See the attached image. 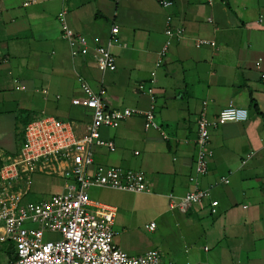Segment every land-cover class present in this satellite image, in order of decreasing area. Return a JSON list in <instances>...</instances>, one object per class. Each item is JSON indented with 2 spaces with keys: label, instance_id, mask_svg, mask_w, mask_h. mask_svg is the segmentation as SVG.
Segmentation results:
<instances>
[{
  "label": "crops",
  "instance_id": "obj_1",
  "mask_svg": "<svg viewBox=\"0 0 264 264\" xmlns=\"http://www.w3.org/2000/svg\"><path fill=\"white\" fill-rule=\"evenodd\" d=\"M26 1L0 0V121L7 112L13 117L10 135L0 133L9 148L0 154H17L26 122L42 114L75 121L83 132L91 110L73 104L84 96L79 77L107 90L109 108L145 109L149 97L137 86L156 70V116L171 140L146 130L136 115L117 128H102L116 151L95 148L97 165L143 170L151 188L132 193L97 187V200L117 208L115 243L131 255L156 249L175 264H264V0H171L169 8L160 0ZM69 3L70 25L92 46L106 45L112 27H119L111 46L116 71L102 72L91 55H71L58 20ZM168 15L174 28L184 26V36L172 40L157 68ZM199 39L216 45L197 47ZM15 78L26 89H16ZM229 104L246 108L248 119L211 129L209 171L197 175L201 113L206 109L213 119ZM222 176L230 183H217ZM194 178L200 188H211V199L186 212L170 208L169 194L184 195L195 187ZM212 199L219 201L216 214ZM153 221L150 231L146 225Z\"/></svg>",
  "mask_w": 264,
  "mask_h": 264
},
{
  "label": "built area",
  "instance_id": "obj_2",
  "mask_svg": "<svg viewBox=\"0 0 264 264\" xmlns=\"http://www.w3.org/2000/svg\"><path fill=\"white\" fill-rule=\"evenodd\" d=\"M37 0H28L25 6ZM69 2L70 0H64ZM165 8L173 6L171 0H160ZM70 3L58 14L62 37L67 41L73 57L91 55L102 72L116 71L117 63L111 46L118 41L119 27L114 25L106 45L92 46L88 37L77 32L69 23ZM1 13V8H0ZM172 15L167 16L165 33L167 41L159 52L156 67H160L173 39L184 36V26L173 27ZM212 21V19H209ZM197 47L215 46L214 41L199 39ZM260 66V61L257 63ZM264 79V74H262ZM84 93L74 98L73 104L91 110L89 122L83 132L78 131L75 121L62 120L54 115L42 114L32 119L24 129V140L15 155L0 158V243L12 241L18 258L8 264H175L166 260L160 251L151 249L139 255H131L114 241V224L117 208L95 200L90 195L92 188H108L132 193L151 192L149 181L143 170L124 169L116 165H97L95 148L106 147L111 152L117 147L112 139L102 136V128H117L132 116L144 119L146 130H156L162 139L171 140L169 131L157 120V71L147 81L138 84L141 94L149 97L148 108H109L104 100L105 88L95 90L83 77H79ZM16 89L26 87L13 79ZM207 104V102H204ZM248 119V110L229 104L219 114L209 119L206 109L198 120L196 146V174L209 171L210 131L221 123ZM139 152L136 151V154ZM252 154H248L245 164ZM56 176L65 181L64 190L46 198L28 200L33 190L35 175ZM195 187L184 195L169 194L170 208L188 211L192 205H200L211 199V188H200L194 178ZM217 183L229 184L230 178L222 176ZM211 213L218 212L219 201L210 202ZM146 228L153 231L156 222ZM47 232L60 237L46 238Z\"/></svg>",
  "mask_w": 264,
  "mask_h": 264
},
{
  "label": "rangeland",
  "instance_id": "obj_3",
  "mask_svg": "<svg viewBox=\"0 0 264 264\" xmlns=\"http://www.w3.org/2000/svg\"><path fill=\"white\" fill-rule=\"evenodd\" d=\"M65 116H68V115H65ZM1 119L2 120L0 121V133H2V135H7V137H8V135H10L9 132L12 131V129H13V117H12V115H10V113L7 112L6 115L3 116ZM18 122H19V128L21 129L22 128L21 125L24 123V120L21 118L20 114H19ZM2 137L4 138L5 136H2ZM21 138L23 139V135H21L19 133L17 135V143L18 144H20V142H22ZM2 140H4V139H2ZM8 149L9 148L7 145H3L2 143H0V153L5 154ZM64 182H65L64 179L58 178L56 176L36 174L33 190L30 193V195L27 197V199L28 200H30V199L34 200L37 198H46L52 194L60 193L64 190ZM90 194H91L92 198L97 200V188H92L90 190ZM58 237H60V236H59V234H56V233L47 232V234H46V238L55 239ZM3 247H4V245L0 244V264H7V260L4 258V253L2 250Z\"/></svg>",
  "mask_w": 264,
  "mask_h": 264
},
{
  "label": "trees",
  "instance_id": "obj_4",
  "mask_svg": "<svg viewBox=\"0 0 264 264\" xmlns=\"http://www.w3.org/2000/svg\"><path fill=\"white\" fill-rule=\"evenodd\" d=\"M34 118H30L27 122L26 125ZM4 164V162L2 161V159L0 158V168L1 166ZM31 200V199H30ZM3 244V253H4V258L7 260V264L10 262H14L17 260L18 255H17V249L15 244L12 241H7L4 243H0Z\"/></svg>",
  "mask_w": 264,
  "mask_h": 264
}]
</instances>
